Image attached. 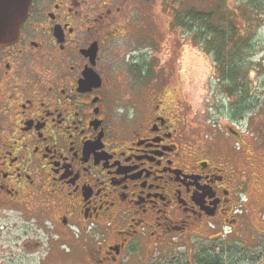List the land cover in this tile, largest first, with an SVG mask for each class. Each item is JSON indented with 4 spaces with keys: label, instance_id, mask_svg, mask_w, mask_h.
Here are the masks:
<instances>
[{
    "label": "flooded vegetation",
    "instance_id": "af4514ba",
    "mask_svg": "<svg viewBox=\"0 0 264 264\" xmlns=\"http://www.w3.org/2000/svg\"><path fill=\"white\" fill-rule=\"evenodd\" d=\"M190 4L30 0L16 41L0 47V213L27 217L46 239L12 247L46 248V263L129 264L148 238L153 251L236 222L237 156L190 144L140 54L122 65L125 91L112 75L119 41L140 51L157 18L181 27Z\"/></svg>",
    "mask_w": 264,
    "mask_h": 264
},
{
    "label": "rangeland",
    "instance_id": "374dc122",
    "mask_svg": "<svg viewBox=\"0 0 264 264\" xmlns=\"http://www.w3.org/2000/svg\"><path fill=\"white\" fill-rule=\"evenodd\" d=\"M245 1L250 3V0H191L189 12H209L215 5L238 16L236 11ZM260 1L264 5V0ZM262 14L256 24H246L250 25L249 37L245 23L240 19L236 21L240 36L251 38L255 47L244 78L248 86L247 99H252L254 108L242 115L234 109L238 105L237 98L227 96L226 84L217 81L211 56L192 36L196 23L189 22L188 29L184 30L169 26V18H157L156 26H150L151 40L147 39L140 51L132 49L133 53L126 41H119L124 51L117 52L112 66L118 72L113 71V78L123 86L118 87L119 90L125 91L124 84L133 80L122 68L130 57L140 54L147 65L152 63L158 86L169 96L174 112L186 121L190 144L216 151L223 157L237 156L232 166L241 189L236 222L229 217L228 222L219 224L224 225V233L220 229H189L168 237L164 245L153 247V251L149 246L156 238H148L143 243L144 250L134 254L129 264H199L200 259L213 254L222 256L225 264H264V11ZM25 238L43 242L46 234L27 217L20 219L0 213V264L56 262H43L46 248L28 255L21 248L12 247L13 242L21 243Z\"/></svg>",
    "mask_w": 264,
    "mask_h": 264
},
{
    "label": "trees",
    "instance_id": "16d2710c",
    "mask_svg": "<svg viewBox=\"0 0 264 264\" xmlns=\"http://www.w3.org/2000/svg\"><path fill=\"white\" fill-rule=\"evenodd\" d=\"M215 3V2H214ZM263 2L250 0L242 2L236 13L224 10L222 7H214L209 12L191 11L187 22H181V27L192 28V36L199 45L211 56L215 70L216 79L221 84H226V95L237 98L234 108L239 110V115L249 113L254 107L252 99L248 98V86L245 85V76L248 65L252 62L251 56L255 47L251 44V38L240 36L239 27L236 25L238 19L246 24H256L263 17ZM184 19V18H183ZM190 25V24H189ZM250 25L246 26L247 36L250 32ZM249 37V36H248ZM249 63V64H248ZM199 264H225L222 256L213 254L199 260Z\"/></svg>",
    "mask_w": 264,
    "mask_h": 264
},
{
    "label": "water",
    "instance_id": "95a60500",
    "mask_svg": "<svg viewBox=\"0 0 264 264\" xmlns=\"http://www.w3.org/2000/svg\"><path fill=\"white\" fill-rule=\"evenodd\" d=\"M29 4L30 0H0V47L16 41Z\"/></svg>",
    "mask_w": 264,
    "mask_h": 264
}]
</instances>
